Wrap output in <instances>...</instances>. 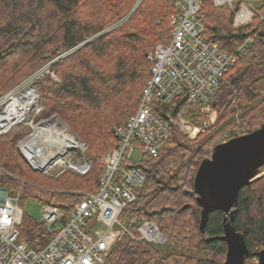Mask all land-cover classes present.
<instances>
[{
	"label": "trees",
	"instance_id": "1",
	"mask_svg": "<svg viewBox=\"0 0 264 264\" xmlns=\"http://www.w3.org/2000/svg\"><path fill=\"white\" fill-rule=\"evenodd\" d=\"M254 2L258 5L255 19L239 28L233 26L230 9L216 8L211 0H201L199 13L203 39L235 58L210 100L217 112L216 125L227 128L238 117L246 133L264 122V0ZM135 3L0 0V96L55 59L49 70L61 81L45 76L32 82L43 109L37 121L52 115L61 118L84 142V156L92 164L86 176L70 172L61 175L58 180L62 179L65 188L58 192L22 183L16 176L24 161L17 144L30 130L22 125L13 127L0 136V189L9 196L20 192L19 206L22 200L31 199L56 206L67 215L82 199L80 193L96 192L103 166L100 157L116 144L113 126L123 127L136 112L150 79L146 54L171 38L170 21L176 13L172 0H141L127 16ZM250 36L254 43L235 53L236 46ZM183 100L162 108L156 102V107L176 118ZM185 113L187 117L197 115L198 106L186 107ZM213 140L202 135L187 140L173 126L157 157L141 156L136 167L145 180L136 190V201L124 209L120 220L136 213L154 223L167 240L160 247L123 236L110 250L105 264H222L226 246L217 239L223 235L222 213L209 215L202 235L193 190L196 170L210 157L216 145ZM233 227L242 234L250 254L264 249V175L239 191ZM131 230L137 234L136 227ZM19 232L20 240L33 250H40L48 241L44 226L24 214ZM251 259L255 256L245 264H252L248 263Z\"/></svg>",
	"mask_w": 264,
	"mask_h": 264
},
{
	"label": "built area",
	"instance_id": "2",
	"mask_svg": "<svg viewBox=\"0 0 264 264\" xmlns=\"http://www.w3.org/2000/svg\"><path fill=\"white\" fill-rule=\"evenodd\" d=\"M211 1L214 7L226 5L232 10L235 28L252 22L257 14L258 5L252 0ZM140 2L136 0L135 7ZM172 5L176 13L170 24L171 40L167 45L158 44L147 56L151 66L150 80L141 93L136 112L129 117L125 127H114L117 144L101 158L103 166L96 192L80 193L82 199L73 205L67 215L56 206L43 204L40 223L45 228L48 241L40 250L30 249L20 240L19 228L24 214L18 202L20 193L9 196L6 190L0 189V264H105L113 246L111 240L115 228L119 230L118 241L128 236L132 241L165 245L167 236L154 223L142 220L135 235L120 220L124 209L136 201V190L145 180L132 155L157 157L160 148L169 140L173 126L183 137L193 140L215 125L217 112L211 107L210 100L219 89L221 78L235 61V58L203 39L204 25L199 16L201 0H172ZM254 41L255 38L246 37L237 46V51L243 52ZM37 76L38 72L28 80L33 82ZM19 89L20 86H17L5 96L14 95ZM29 89L36 94L34 109L18 123L0 125V136L15 126L23 125L30 132L18 147L23 160L34 172L54 179L65 172L80 177L88 175L92 164L84 156V142H80L59 118L37 121L43 109L39 106V95L35 89L32 86ZM27 90L21 91L24 93ZM154 99L159 100L158 108L180 99L186 103L174 119L162 116L153 103ZM194 105L199 106L200 111V114L192 116L196 120L185 113L187 106ZM56 120L66 128L69 139L77 140L75 147H66L55 161L49 163L42 155L28 154L25 157L27 149L24 142L43 127L49 133L58 132L56 127H47L48 121ZM243 133L233 129L224 133L219 142H227ZM40 146H44L43 143Z\"/></svg>",
	"mask_w": 264,
	"mask_h": 264
},
{
	"label": "water",
	"instance_id": "3",
	"mask_svg": "<svg viewBox=\"0 0 264 264\" xmlns=\"http://www.w3.org/2000/svg\"><path fill=\"white\" fill-rule=\"evenodd\" d=\"M264 166V122L247 135L217 144L209 158L199 164L194 180L195 201L200 209L199 231L204 234L209 215L222 213L223 235L217 237L226 246L222 264H244L249 257L242 234L233 227L238 193ZM257 264H264V249L254 253Z\"/></svg>",
	"mask_w": 264,
	"mask_h": 264
},
{
	"label": "rangeland",
	"instance_id": "4",
	"mask_svg": "<svg viewBox=\"0 0 264 264\" xmlns=\"http://www.w3.org/2000/svg\"><path fill=\"white\" fill-rule=\"evenodd\" d=\"M253 2L255 1V0H252ZM136 4V3H135ZM134 7H135V5H134ZM134 7H133V9L127 14V16H129V14L134 10ZM173 17V16H172ZM172 17H171V21H172ZM125 18H127V17H125ZM125 18L123 19V20H125ZM123 20H121L118 24H120ZM171 21H170V24H171ZM118 24H116V25H118ZM115 25V26H116ZM113 27V26H112ZM112 27H109L108 29H106L105 31H103V32H101V33H99L98 35H100V34H103V33H105V32H107L109 29H111ZM160 44V43H159ZM79 46H81V45H79ZM149 52V51H148ZM55 60V59H54ZM54 60L53 61H51L50 63H48V64H46V65H44V66H42V67H40L36 72H38V78H43V77H45V76H49L51 79H53V81L54 82H60L61 81V79H60V77L59 76H56L53 72H51L50 70H49V67H50V65L52 64V62H54ZM35 72V73H36ZM35 73H33L32 75H34ZM31 75V76H32ZM31 76H29V77H27L20 85H18V86H20V89L19 90H15L16 91V93L14 94L15 96H17V95H19V94H22V91H24V90H27L30 86H32L33 87V85H32V79L31 80H28ZM38 78H36V79H38ZM35 79V80H36ZM34 81V80H33ZM34 88V87H33ZM13 90V89H12ZM12 90H10V91H12ZM22 90V91H21ZM9 91V92H10ZM19 91V92H18ZM28 91V90H27ZM27 91H25V92H27ZM36 91V90H35ZM6 94H8V92L6 93ZM6 94H4L3 96H0V113L6 108V106L9 104V102H10V100H11V95L12 96H14L13 94H9L8 96H5ZM6 97V98H5ZM32 109V108H31ZM30 109V110H31ZM34 109V108H33ZM28 115V114H27ZM30 115H31V112H30ZM53 118H59L58 116H56V115H52V116H50V117H48V118H43L44 120H46L47 121V119H53ZM235 118H238V117H235ZM233 119L234 121H232V123H231V125L229 126V127H227V128H220V126L218 127L216 124L217 123H215V125H212V126H210V127H208L202 134H200V135H202V138L203 137H205V136H211L212 138H214V140H215V144L217 145V144H219L220 142V138L222 137V135H223V133L224 132H226V131H230V130H233V129H235V130H237V131H245L243 128L241 129V122L240 121H238V119ZM59 119H61V118H59ZM41 120V119H40ZM194 120H196V118H194ZM61 121H62V123L67 127V128H69L67 125H66V123L61 119ZM198 121V120H197ZM48 125H50V123H48ZM23 126V125H22ZM246 133V132H245ZM28 134V133H27ZM198 137V136H197ZM217 137V138H216ZM185 138V137H184ZM77 139L80 141V142H82L78 137H77ZM185 139H187V140H190V139H188V138H185ZM196 139V138H195ZM195 139H193V140H195ZM193 140H191V141H193ZM213 140V141H214ZM22 141V140H21ZM21 141L17 144L18 146H19V144L21 143ZM214 144V145H215ZM215 145V146H216ZM17 146V150H18V152H19V154H20V151H19V147ZM214 147V146H213ZM212 150L213 149H211V152H212ZM20 156H21V158H22V155L20 154ZM134 157V156H133ZM23 159V158H22ZM132 159H134V158H132ZM136 159V158H135ZM100 160H101V157H100ZM137 160V159H136ZM139 161H140V158L138 159ZM71 173V172H70ZM74 174V173H73ZM261 175L262 174H264V168H262L261 169V173H260ZM16 176H18L19 178H21L22 179V183H26V184H28L29 186H31V187H35V188H37V189H41V190H45V191H52V192H58V190L57 189H62V188H65V187H63V181H62V179H59L58 180V178H56V179H54V178H51V177H48V176H46V175H43V174H40V173H38V172H34L30 167H29V165L25 162V161H23V163L20 165V170H18V171H16ZM20 207H21V209H22V211H23V213H24V215L26 216V217H29V218H31V219H34L35 221H38V222H40L41 221V217H42V210H43V203L42 202H36V201H33V200H31V199H24V200H22L21 201V204H20ZM129 217H127L125 220H123L122 221V223H124L125 224V226L126 227H128L129 229H130V231L132 232V228L133 227H136V229H137V226H139V224L141 223V221L142 220H144V219H142V218H140L136 213H131V214H129L128 215ZM119 236V230L118 229H114V231H113V235H112V240H111V242H112V248L120 241H118L117 240V237ZM161 247V246H160ZM224 258H225V256H224ZM249 259V258H248ZM247 259V260H248ZM246 260V261H247ZM223 261H224V259H223ZM223 261H222V263H223ZM245 261V263H247ZM244 263V264H245ZM248 263H252V264H257V258H255V259H251V260H249V262Z\"/></svg>",
	"mask_w": 264,
	"mask_h": 264
},
{
	"label": "bare ground",
	"instance_id": "5",
	"mask_svg": "<svg viewBox=\"0 0 264 264\" xmlns=\"http://www.w3.org/2000/svg\"><path fill=\"white\" fill-rule=\"evenodd\" d=\"M226 5L224 6H220V7H225ZM220 7H216V8H220ZM227 7V6H226ZM135 8V7H134ZM229 8V7H228ZM230 9V8H229ZM236 9V6L235 8ZM231 13H232V10L230 9ZM232 16H233V13H232ZM234 26V25H233ZM235 28V27H234ZM239 28V27H238ZM253 30V29H252ZM251 37V36H250ZM171 40V38H170ZM169 40V42H170ZM168 42V43H169ZM243 42V41H242ZM241 42V43H242ZM167 43V44H168ZM240 43V44H241ZM167 44H162V45H167ZM239 44V45H240ZM158 44H156L153 49L157 46ZM238 46V45H237ZM237 46L235 48V53H239L237 51ZM216 47V46H215ZM217 48V47H216ZM151 49L147 54H146V58L147 56L149 55V53L153 50ZM218 49V48H217ZM222 51V50H221ZM224 52V51H223ZM226 53V52H225ZM228 54L230 57L233 58V55L229 54V53H226ZM148 59V58H147ZM232 66V65H231ZM230 66V67H231ZM150 80V79H149ZM149 82V81H148ZM148 82L146 83L145 87L147 86ZM144 87V88H145ZM12 94V93H11ZM10 94V95H11ZM35 102H36V94L32 91V90H28L27 92H24L18 96H12L11 95V100L9 102V104L6 106V109L4 110V112L2 113V115L0 116V125L2 126H5L6 124H8L9 122H12V123H18L19 121H21L23 118H25L27 116V114L29 113L30 109L33 108V106L35 105ZM156 102L159 103V100L158 99H154L153 100V103L154 105L156 106ZM172 103V102H171ZM171 103H168L164 106H168L170 105ZM183 106L185 105L186 101L183 100ZM187 107H190V106H187ZM182 108V107H181ZM162 116L164 117H172L168 114H163V113H160ZM198 114H200V111H199V106H198ZM173 118V117H172ZM177 118V117H176ZM174 118V119H176ZM237 119V118H235ZM53 120V119H51ZM48 123H50V125L47 124V127H50V128H54L56 127L55 130L58 129V132L56 133H49L47 131H45L44 127L41 128L39 131H37L36 135H33L30 139H28L27 141H25L24 143L26 144V149L27 151L24 152V155L26 157V155H34V154H37V155H42L46 161V163H49V162H53L55 161L60 155L62 152H64L66 150V147H75V141L77 140H71L67 137V133H66V128L63 127L61 125L60 122H58L57 120L56 121H48ZM63 127V128H62ZM114 127L115 125L113 126V133H114V136H115V132H114ZM118 127V126H117ZM125 127V125L123 126ZM232 131V130H230ZM230 131H226V132H230ZM61 134H60V133ZM224 132V133H226ZM223 133V134H224ZM202 134V133H201ZM249 133H243V135L241 136H244V135H247ZM240 137V136H239ZM116 138V137H115ZM62 140L60 142V144L57 143L58 140ZM134 140V139H133ZM132 140V141H133ZM53 142H56V144H53ZM44 146H40V144H42ZM116 144H117V138H116ZM116 144L114 145V147L116 146ZM113 147V149H114ZM136 149L140 150L139 147H136ZM111 151V150H110ZM110 151H108L107 153H109ZM105 153V154H107ZM104 154V155H105ZM102 155L101 158L104 156ZM143 154H137V155H132V158H134V160H136V164L135 166L137 165V163H139V158H141ZM134 156V157H133ZM136 158V159H135ZM102 163V162H101ZM129 168H131V166H128ZM264 168V166L262 167ZM261 168V169H262ZM261 169H260V172L257 174V176L251 181L253 182L254 180L262 177L264 174H260L261 173ZM99 181V180H98ZM250 182V183H251ZM249 183V184H250ZM248 186V185H247ZM245 187V186H244ZM242 189V188H241ZM20 193V192H19ZM238 198V197H237ZM20 201V199H19ZM202 234V233H201ZM202 235H205L202 234ZM249 252V250H248ZM256 253V252H255ZM226 255V253H225ZM251 255H254L253 254H250L249 253V257ZM248 257V258H249ZM256 258V257H255ZM225 260V258H224ZM247 260V259H246Z\"/></svg>",
	"mask_w": 264,
	"mask_h": 264
},
{
	"label": "snow or ice",
	"instance_id": "6",
	"mask_svg": "<svg viewBox=\"0 0 264 264\" xmlns=\"http://www.w3.org/2000/svg\"><path fill=\"white\" fill-rule=\"evenodd\" d=\"M5 222H8V221H5ZM101 247H103V245H101Z\"/></svg>",
	"mask_w": 264,
	"mask_h": 264
}]
</instances>
